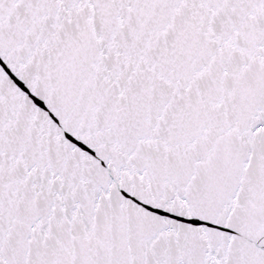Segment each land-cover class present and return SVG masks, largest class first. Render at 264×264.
I'll list each match as a JSON object with an SVG mask.
<instances>
[{"label":"snow or ice","instance_id":"snow-or-ice-1","mask_svg":"<svg viewBox=\"0 0 264 264\" xmlns=\"http://www.w3.org/2000/svg\"><path fill=\"white\" fill-rule=\"evenodd\" d=\"M0 264H264V0H0Z\"/></svg>","mask_w":264,"mask_h":264}]
</instances>
